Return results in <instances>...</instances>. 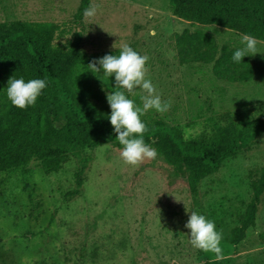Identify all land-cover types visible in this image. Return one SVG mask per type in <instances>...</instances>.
<instances>
[{
    "label": "trees",
    "instance_id": "trees-1",
    "mask_svg": "<svg viewBox=\"0 0 264 264\" xmlns=\"http://www.w3.org/2000/svg\"><path fill=\"white\" fill-rule=\"evenodd\" d=\"M165 2L167 14L188 22L186 28L166 38V48L178 66L199 63L209 68L215 80L250 85L257 54L243 57L241 63L234 62L232 55L244 47L243 35L264 43V0ZM88 6L89 0H65L69 21L6 20L0 7V173L34 163L45 174H52L70 157L76 158L70 198L80 192L90 161L89 156H82L86 151L103 145L117 151L122 148L108 119L110 106L96 100L99 86L95 73L87 67L83 13ZM157 23L155 18H148L143 24H135L128 45L144 55L149 32ZM10 77L25 82L44 79L47 86L34 106L19 109L6 96ZM190 90L202 103L203 119L213 137L188 141L179 125L143 121L147 127L143 138L157 150L155 160L164 164L171 177L184 181L191 209L196 211L205 198L200 190L202 180L215 174L227 159L258 143L264 134V114L238 130L223 127L213 114V95L195 86ZM263 196L264 165L251 188L240 224L229 231L232 245L258 227L257 206Z\"/></svg>",
    "mask_w": 264,
    "mask_h": 264
},
{
    "label": "rangeland",
    "instance_id": "rangeland-1",
    "mask_svg": "<svg viewBox=\"0 0 264 264\" xmlns=\"http://www.w3.org/2000/svg\"><path fill=\"white\" fill-rule=\"evenodd\" d=\"M5 1L6 16L26 18L37 12L42 21L70 20L61 19L62 12L70 18L65 0H37L33 7L22 3L24 0ZM94 4L101 6L97 15L83 19L87 50H93L102 35L107 37L103 48H111L113 27L130 39L135 24H143L148 18L158 21L155 15L164 18L167 13L165 0H89V6ZM151 31L147 78L163 76L169 81L178 77L181 86L190 90L195 85L189 71L174 66L165 52L167 28L158 27L152 37ZM155 55L164 72L154 77L148 65ZM151 81L159 94L163 92V101L171 102L165 113L176 116L175 106L185 104L183 93H174L172 101L171 86ZM136 93L135 101L142 107L141 89ZM147 113L161 115L155 110ZM119 153L107 145L86 151L82 156H89L90 161L82 175L80 192L72 198L68 195L74 187L76 158L70 157L52 174H45L34 163L0 173V264H209L208 258L215 254L194 248L190 229L184 227L194 211L184 181L172 178L161 162L150 160L135 167L123 163ZM227 164L220 172L218 169L215 179L201 182L205 198L195 208L222 232L223 253L229 250L225 231L228 229L229 234L237 226L241 205H246L251 193L244 164ZM213 263L221 264L218 260Z\"/></svg>",
    "mask_w": 264,
    "mask_h": 264
},
{
    "label": "crops",
    "instance_id": "crops-1",
    "mask_svg": "<svg viewBox=\"0 0 264 264\" xmlns=\"http://www.w3.org/2000/svg\"><path fill=\"white\" fill-rule=\"evenodd\" d=\"M36 1L37 0H24L22 1V3L26 2L28 6L33 7ZM6 6H8L7 2L5 0H0V7L1 10H3V15L6 20L14 19L42 21L41 18H39L40 15L37 12H32V16L26 18L6 16ZM159 11H161V9H159ZM66 16L67 15L65 14V12L61 13V19L71 20V15L70 18ZM155 17H158L159 19L158 23L153 27L151 33H153L160 26L167 28V31L164 34L165 52L169 56L171 63L174 66H178L177 63L173 60L171 52L166 48V38L171 32L186 28L188 26V22L172 17L167 13L164 18L158 15H155ZM83 25V45L88 58V64L91 62L90 56L93 57V61L94 59L102 58L105 55H118L121 44H128L130 40L126 36H123L118 31H116L117 29L113 27V31L111 32L113 36L111 41V48H103V46H105L107 37H104L102 35L101 37H97L96 46L92 48L93 50H87L88 46L86 43L87 40L85 38L86 26L84 24V21ZM121 29L122 28L119 27L120 32ZM152 36L153 34H151V37ZM148 49L149 46L146 48L144 55H146ZM257 49L258 53L255 61L252 64L253 77L250 85L246 87L240 86L236 83H228L222 80H215L211 76L209 68L199 63H190L182 66L185 67L184 69L189 71L188 75L190 78H192L191 81L193 85L213 95V114L218 123L223 127H231L235 130H238L247 121L264 114V43L258 41ZM152 58L153 59H151V62H149L148 65L150 74L154 77L155 74L161 73L162 75V73L164 72L163 65L158 61L156 55L152 56ZM148 78L150 80L154 79L155 81L159 82L160 86H171L172 93H170V96L172 101H174L175 99V96L173 97L174 93L177 96H180L178 95V92L179 94L180 92H182L183 101L185 102V104L181 108L175 106L177 111L176 116L170 115L168 113H163L161 115H148L149 113H145L143 116H141L142 121H145L148 124L162 122L165 124L179 125L181 126L184 138L188 141L197 139V137H202L203 139L213 137V133L204 122L201 101L198 99L195 93L188 90L185 86H181L180 79L178 77L176 79H170L169 81H165V78L163 76H161V78L157 76L158 79L152 78L151 76ZM95 82L97 83V86H99L97 89V94H100V97H97L96 100L99 101L100 104H108L106 99L107 94H110L112 91L116 90L115 78L105 77L103 75V72H99L95 73ZM207 82L214 84L216 88L208 86ZM106 86L108 88H106ZM162 94L163 92L161 91L160 95L163 101L164 94ZM96 96L97 95H95V97ZM130 99H133L135 101V96H132L130 94ZM135 103L137 104V101H135ZM187 132H189V134ZM231 161L242 162L244 164V175L248 181L250 179V183H248L249 189L251 191V188L257 179L259 169L262 165H264V134L259 138L258 143L251 150L236 154L235 156L229 158L228 162ZM227 163L225 165H229ZM222 165L219 168V172L221 171V168L225 166ZM217 174L218 173H215V175L204 178L202 183L204 184V181H206L207 179H215ZM210 187L211 186H209V191H206L207 201L209 200V193L211 192ZM241 207V214L239 215V218L235 224L237 226L240 224L243 218L246 207L245 202H243ZM256 214L259 221V227L256 228L255 231H253L243 240H241L237 245H232L230 243L228 229L227 231H225V240L229 250L227 253L222 252L223 259L218 260L221 264H264V197L260 200L257 206ZM215 261H217L215 256L208 258L209 264H215L213 263Z\"/></svg>",
    "mask_w": 264,
    "mask_h": 264
},
{
    "label": "clouds",
    "instance_id": "clouds-1",
    "mask_svg": "<svg viewBox=\"0 0 264 264\" xmlns=\"http://www.w3.org/2000/svg\"><path fill=\"white\" fill-rule=\"evenodd\" d=\"M100 9L101 6L98 4L90 5L84 10L83 15L85 18L92 19ZM257 43L254 36L243 35L244 47L234 51L232 60L241 63L243 57L257 54ZM148 60L147 55H140L127 43H123L118 55H105L87 65L92 73L103 72L105 77L115 78L116 90L106 96L111 109L108 119L116 133V141L122 146L119 153L121 160L135 167H139L145 161L155 160L158 156L157 150L144 141L147 127L141 120V116L149 110L163 114L171 107V102L162 101L156 87L147 78L146 62ZM46 86L47 82L44 79H31L25 82L23 78L10 77L6 96L14 107L25 109L35 105ZM137 88L141 89L142 94L139 95V99L142 107L127 95H137ZM184 227L190 229V244L194 248L215 254L216 260L223 259L220 246L223 234L216 230L213 221L192 211Z\"/></svg>",
    "mask_w": 264,
    "mask_h": 264
}]
</instances>
